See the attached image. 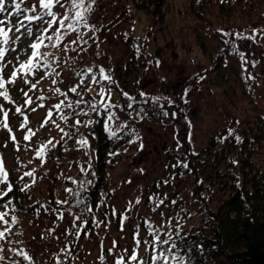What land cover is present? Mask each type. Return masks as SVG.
<instances>
[{"label": "rangeland", "instance_id": "374dc122", "mask_svg": "<svg viewBox=\"0 0 264 264\" xmlns=\"http://www.w3.org/2000/svg\"><path fill=\"white\" fill-rule=\"evenodd\" d=\"M188 1L168 0L164 26L158 30L150 23L148 15L134 11L126 0H84L85 8L90 7V11H85L84 20L77 22L76 31L65 28L59 46L54 47L55 42L46 39L40 49L44 56L37 61L40 67L23 79H17L15 84H6L11 101L0 97V105L9 111L11 131L0 127V161L8 173V180L0 184V190L7 192V184H11L12 189L16 187L17 204L10 200L11 193L6 199L0 198V212L8 214L6 218L10 222L7 227L11 230L6 240H0V256L4 257L0 264L12 263L5 255L6 249L27 253L31 259L24 264H66L68 248L72 250L69 255L74 264H103V261L115 264L121 257L125 258L126 264L131 261L127 257L140 252L143 242L151 237V226L164 228L176 218L192 225L207 217L206 207L200 199L203 193H195V185L204 180L210 165L219 168L233 154L232 142L241 138L247 118L257 113L264 115V102L258 94L260 88L254 81L260 70V56L264 53V37L256 39L241 34L234 39L236 50L225 56L219 72L207 73L187 92L183 111L189 123L190 149L198 153L199 161L193 163L195 167L188 165L180 130L174 123L130 118L117 105L118 95L112 88L105 104L109 105L107 121L113 129L134 128L138 132L140 147L130 157L108 169L90 206L89 218L76 222V215L66 212L60 206L62 203H58L65 201L69 194L66 190L72 189L79 175L90 167L88 144H80L52 161L37 156L41 146L59 136L62 110L55 105L64 102L65 90L77 88L76 72L80 67L96 62L122 91L132 93L139 89L159 94L178 88L192 74L211 64L210 52L222 39L188 11ZM209 1L213 5L214 18H217L219 5L243 9L249 4L258 6L260 2ZM38 2L22 0V8H32L33 5L37 8L35 12L22 13L18 18L9 15L13 8L12 0H5L9 11L2 17L5 21L3 26L7 29L18 25V19L23 15H43L44 10L38 7ZM70 7L71 0H64L63 6L54 5L53 11L59 19L69 15ZM48 19L45 16L44 22H31L32 36L23 35L25 29L20 33L13 29L9 32V43L0 44L12 49L2 62L4 69L0 74L6 80L20 63L29 58L30 45L39 34L38 29L47 27ZM146 29L151 33L144 34ZM241 29V25L236 27L238 32ZM222 30L230 34L235 29L230 25ZM53 32L54 28L44 35H53ZM154 34L163 47L165 36L171 41L190 42L192 49H182L177 57L167 50L154 64L150 55L155 48ZM17 36L20 39H16ZM199 41H203L204 52ZM133 52L137 59L141 57L140 52L148 58L147 67L138 75L135 71H126V63ZM45 63L49 66L44 67ZM31 84H36V87L31 88ZM57 88L59 92H56ZM29 97L31 104L25 103ZM16 107H20L22 112L16 113ZM109 113L113 117L111 120L108 119ZM29 129L34 135L25 140ZM213 135L217 136L215 143L210 142ZM12 136L15 140L11 139ZM206 147H209L208 151ZM194 170L199 172V176H194ZM26 172L33 175L25 176ZM50 192L55 205L41 201ZM60 214H63L62 219ZM13 216L15 221L11 220ZM74 222L80 225L78 236L72 234L77 231ZM3 227L0 225V229ZM137 239L141 241L138 245Z\"/></svg>", "mask_w": 264, "mask_h": 264}, {"label": "trees", "instance_id": "16d2710c", "mask_svg": "<svg viewBox=\"0 0 264 264\" xmlns=\"http://www.w3.org/2000/svg\"><path fill=\"white\" fill-rule=\"evenodd\" d=\"M126 1L134 11L148 15L150 23L154 24L156 29H162L168 0ZM259 1L258 6L249 4L243 9L219 5L217 18L213 17V5L209 0L187 2L188 11L204 23L210 32L220 36L222 42L214 46L210 52L211 64L192 74L178 88L168 89L159 94L145 93L139 89L128 93L122 91L113 80H104L100 74L101 66L96 62L78 69L76 78L79 84L76 91L67 89L63 93L59 136L44 145L46 147L41 156L52 161L78 147L81 139L87 141L90 167L84 174L79 175L72 193L65 199L67 203L60 205L66 212L81 216V220L89 218L90 214L86 208H90L94 203L97 188L106 178L108 169L130 157L140 147L138 132L134 128L125 126L113 129L107 121L109 107L104 105L107 103L108 91L111 88L118 95L117 105L122 107L130 118L168 120L174 123L180 130L182 149L187 155L188 165L195 167L193 163L199 161L198 153L190 149L187 136L189 123L183 111L187 92L195 81L207 73L219 72L225 56L236 50L234 39L241 34L256 39L264 37V0ZM8 11L5 7V11L0 13V20L4 19L2 17ZM230 25L235 30L227 34L222 29ZM240 25L242 29L238 32L236 27ZM234 31L239 35L236 36ZM146 33L151 32L146 29L144 34ZM163 38L165 47L157 35H153L155 48L150 55L154 64L167 50L173 57H177L182 49L184 51L192 49L190 42L171 41L165 36ZM198 44L204 52L203 41H199ZM139 55L141 57L137 59L136 53H132V57L126 63L127 72L135 71L138 75L145 70L148 58L141 52ZM256 76L254 81L260 88L258 94L264 102V53L260 56V70ZM124 93H127V96ZM77 101L81 103L77 104ZM69 104L71 107H68ZM61 116L68 119L63 120ZM76 120L81 123L77 125ZM210 142H217V136H211ZM232 143L235 148L233 154L226 158L219 168L210 165L204 180L195 185L194 192L203 193L200 199L206 207L207 217L202 222L192 225L184 223L182 218H176L164 228L151 226V237L143 242L142 250L137 253L138 261H128L126 264L142 262L154 264L151 257L161 251L168 259L157 264H264V115L257 113L248 117L241 138L238 142L235 140ZM205 150L208 151L209 147ZM193 173L195 177L199 176V172L194 170ZM10 193L12 194L10 200L16 205V187ZM6 198L7 196L4 199ZM78 200L82 203L78 204ZM41 201L55 205L51 192ZM154 235L160 236L161 239L170 238V242L154 248L150 243ZM71 251L70 248L66 251L68 253L66 264H74L69 255ZM20 252L6 249L5 255L9 256L11 264H22L26 259L19 255Z\"/></svg>", "mask_w": 264, "mask_h": 264}, {"label": "snow or ice", "instance_id": "6c2138e0", "mask_svg": "<svg viewBox=\"0 0 264 264\" xmlns=\"http://www.w3.org/2000/svg\"><path fill=\"white\" fill-rule=\"evenodd\" d=\"M63 2L64 0H39L38 2V7L44 10L43 15H23L22 19H18V25L9 27V28H5L3 25L5 24L4 20H0V38H2V40H0V44L2 45H7L9 43V32L13 31V29L15 30V32L20 33L21 29H25V32L22 33L23 35H27V36H32L33 35V29L31 27V22L33 21H37V22H44V18L45 16L48 17L49 19L47 20V27H45L42 30L38 29V35H36L35 41L30 45L31 48V55L29 56V58L20 63L19 66L14 69L11 74L10 77L6 80L4 78V76L2 74H0V97H2L5 101H11V97L9 96L8 90L6 88V84H15L17 79H23L24 77H26L27 75H29L30 73L34 72V69L40 67V65L37 63V61L44 56V53H42L40 51V49L42 47H44V42L47 39L48 41H54L55 43L53 44V46H59L60 41L63 39V35L62 32L63 30L66 28L67 30L76 31V24L77 22H82L84 20V13L85 11H90V7L89 8H85V4H84V0H71V7L69 9V15H64L62 18H57L56 13L53 11V7L54 5H59V6H63ZM13 3V8H12V12L9 15H15L18 18L22 15V13H28V12H35L37 5H33L32 8H22L21 7V3L22 0H12ZM5 11V0H0V13ZM69 20H71L72 22H68ZM27 22V23H26ZM10 23V21H9ZM54 28V32L53 35H44V33H47L49 31V29ZM16 39H20L19 36L16 37ZM12 49L0 46V73L3 72L4 69V65H3V61L5 59L6 53L8 51H10ZM44 67H48L49 65H47V63H45L43 65ZM91 71V69L89 70ZM100 74L102 76V78L104 80H111V76L110 75H105L104 74V69L101 68L100 69ZM24 83H28V81L25 79ZM53 83H55V81H53ZM31 88H35L36 84H31L30 85ZM60 90L57 88L56 92H59ZM71 91L75 92L76 89L72 88ZM25 96H27V92L24 93ZM101 95H103V89L101 90ZM125 96H127V93H124ZM25 103L27 104H31V98L29 97ZM77 104L81 103V101H77ZM61 104H63V101H61V103L56 104L55 107L57 109L61 108ZM105 107H109V105H104ZM68 107H71V105L69 104ZM129 107H131V105H129ZM93 110L95 111V107H93ZM15 112L16 113H21L22 109L20 107H16L15 108ZM0 113H2V120H0V127H3L5 129H8L9 131H11V129H9V111L7 109H5L3 107V105H0ZM48 116H51V112L48 113ZM112 114L109 113L108 115V119L111 120ZM61 119L63 120H67L68 117L66 116H61ZM25 123H27V117H25ZM75 123L77 125H79L81 122L79 120H76ZM89 123H91V121H89ZM23 127V125H21ZM59 127V126H57ZM61 131H63V129H61ZM29 134L24 136L25 140H30L31 137L34 135V133H32L31 129L28 130ZM65 135H67V133H65ZM113 135H115L113 133ZM12 140H15V136L11 137ZM49 143H51V141H49ZM80 143L82 145H86L87 141L86 140H81ZM46 146H41L40 150L37 152V156H42L43 152H44V148ZM141 147H143V145H141ZM185 167H187V165H184ZM25 176H32L33 173L32 172H26L24 174ZM8 180V173L4 170V166H3V162L0 161V184H4L6 183ZM90 183V182H89ZM27 187V185L25 186ZM12 191V185L11 184H7V192H4L2 190H0V198H3L5 196L8 195V193H10ZM66 191H68L69 193H72V189H67ZM137 203H139V201H136ZM58 203H67V201H59ZM77 203H82V201L78 200ZM161 203H163V201H161ZM7 205H5L6 207ZM86 210L88 212H91L92 210L90 208H86ZM7 213L6 212H0V225H4L5 227H3L2 229H0V240H6L7 239V233H9L11 230L7 227V225L9 224V220L6 218L7 217ZM60 218H63V214H60ZM126 218V217H125ZM12 221L16 220V217H11ZM76 221H80L81 220V216H76L75 217ZM86 223V221H85ZM74 227L77 229L76 232L72 233L73 235L78 236L79 235V228L80 225L75 224L74 222ZM170 242V238L169 239H161L160 236L158 235H154V239L150 242L152 244V246L155 248L157 245H165L168 244ZM141 241L139 239L136 240V244H140ZM109 251H111V249H109ZM20 256H22L24 259L26 260H30L31 257L28 256L27 253L25 252H20L19 253ZM4 257L0 256V260H3ZM101 259H104L103 257H101ZM128 260H131L133 262L138 261V256L135 252H133L132 254H130L127 257ZM168 259V257L164 254L163 251L159 252L157 255H153L151 257V260L154 262V264H157V262H161L164 261L166 262ZM115 264H125V258L121 257L116 259ZM142 264H146V262H142Z\"/></svg>", "mask_w": 264, "mask_h": 264}]
</instances>
